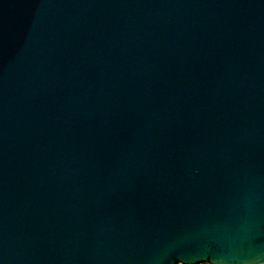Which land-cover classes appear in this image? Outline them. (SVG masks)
I'll return each instance as SVG.
<instances>
[{"label":"water","instance_id":"95a60500","mask_svg":"<svg viewBox=\"0 0 264 264\" xmlns=\"http://www.w3.org/2000/svg\"><path fill=\"white\" fill-rule=\"evenodd\" d=\"M264 264V0H0V264Z\"/></svg>","mask_w":264,"mask_h":264},{"label":"bare ground","instance_id":"6f19581e","mask_svg":"<svg viewBox=\"0 0 264 264\" xmlns=\"http://www.w3.org/2000/svg\"><path fill=\"white\" fill-rule=\"evenodd\" d=\"M182 264V263H181ZM200 264H205V263H200ZM211 264V263H210Z\"/></svg>","mask_w":264,"mask_h":264},{"label":"rangeland","instance_id":"374dc122","mask_svg":"<svg viewBox=\"0 0 264 264\" xmlns=\"http://www.w3.org/2000/svg\"><path fill=\"white\" fill-rule=\"evenodd\" d=\"M205 264H210V263H205Z\"/></svg>","mask_w":264,"mask_h":264}]
</instances>
